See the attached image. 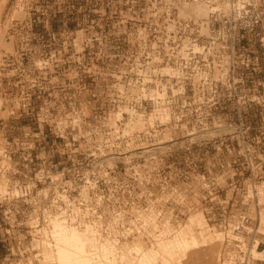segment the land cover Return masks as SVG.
<instances>
[{"label": "rangeland", "instance_id": "1", "mask_svg": "<svg viewBox=\"0 0 264 264\" xmlns=\"http://www.w3.org/2000/svg\"><path fill=\"white\" fill-rule=\"evenodd\" d=\"M174 1L0 0V264H57L46 255L55 252L49 222L58 213L47 218V226L40 217L33 228L30 194L3 200L15 181L29 182L41 167L50 170L52 181L39 183L32 194L42 189L57 196L55 212L62 208L65 185L84 182L68 170L73 162L82 164L92 182L100 162L121 159L111 158L115 153L137 154L161 141V150L184 146L188 142L179 141L205 132L206 119L210 129L219 121L229 127L233 137L227 144L240 151V162L250 157L261 163L255 180L263 225L264 43L249 42L236 55L229 82L245 90L226 91L219 104L197 105L170 53L195 37L197 15L190 5H199ZM252 95L258 102H251ZM249 175L243 170V178ZM209 234L211 244L187 252L183 264H215L222 232L210 227ZM137 244L157 252L156 245Z\"/></svg>", "mask_w": 264, "mask_h": 264}, {"label": "built area", "instance_id": "2", "mask_svg": "<svg viewBox=\"0 0 264 264\" xmlns=\"http://www.w3.org/2000/svg\"><path fill=\"white\" fill-rule=\"evenodd\" d=\"M184 1L204 4L207 16L193 20L195 37L182 42L170 56L178 59V72L188 81L193 102L219 104L224 102L226 91L245 90L244 85L229 82L228 75L238 64L236 55L244 54L249 42L264 43V0L173 3ZM188 23L179 22L181 26ZM202 29L206 33L201 34ZM200 37L202 42H198ZM257 98L252 95L250 100L255 103ZM11 99L5 97L6 101ZM207 122L203 124L204 133L216 131L184 146L153 148L157 150L138 151L135 157L114 163L100 162V171L92 182L85 177L82 164L73 162L68 170L84 182L65 185L62 208L55 212H63L74 226L91 224L99 249L111 250L115 264H127V259L131 260L129 264H137L136 253H125L124 257L126 248L136 243L154 247L165 238L166 226L177 229L194 213H201L209 227L222 232L215 264H264L251 253L256 238L260 240L257 247L264 250V223L262 226L255 180L262 165L250 157L240 162V151L227 144L233 137L229 127L219 121L210 129ZM243 170H249L251 177L243 178ZM47 180L52 181L50 170L41 167L29 182L15 181L3 197L7 203L31 195L35 205L33 228L39 227L40 217L47 222V216L55 213L54 201L59 200L42 189L32 194L36 185ZM70 187L75 194L68 192Z\"/></svg>", "mask_w": 264, "mask_h": 264}, {"label": "bare ground", "instance_id": "3", "mask_svg": "<svg viewBox=\"0 0 264 264\" xmlns=\"http://www.w3.org/2000/svg\"><path fill=\"white\" fill-rule=\"evenodd\" d=\"M195 3V2H192ZM200 6H191V11L197 16L193 15L194 18H205L207 16V7L202 3H196ZM204 5V6H203ZM204 9L202 10L201 9ZM191 15L192 14H187ZM201 19V18H199ZM188 41V40H184ZM189 42V41H188ZM167 71V68H166ZM169 71V70H168ZM160 95V94H159ZM216 130H209L206 133H214ZM206 133L199 135H191L187 140L179 141V144H184L185 142L192 143L198 138L202 137ZM165 142L161 141L158 146H144L143 151L148 152L153 148H165ZM178 144V143H177ZM178 144V145H179ZM152 147L151 149H148ZM139 149V148H137ZM131 153V152H130ZM123 152L115 153L116 155L111 158H132L136 156V153ZM125 154L122 157H116L118 155ZM129 154V155H128ZM104 161V160H103ZM115 162V161H114ZM110 163V162H109ZM4 192L3 186H0V193ZM58 215L53 216L50 214L47 216L52 217L49 226L51 225L50 235L53 238L54 244V254H47L46 257H54L57 264H114V256L111 250L106 247H101L99 249L97 239L94 237L95 230L94 227L85 223L82 226H74L72 222H69L64 216L63 212H55ZM62 217L60 218L59 217ZM261 218V217H260ZM262 225V223H261ZM263 226V225H262ZM170 225L165 227V238L159 240L156 244L157 252H144L143 248L137 244L133 246L134 253H136L139 258L136 262L139 264H158L160 260H163L162 264H183L182 261L185 259L187 252L190 250L206 246L213 241V237L209 234L210 227L205 223L204 218L201 213H194L190 215L185 224L177 229L169 228ZM79 228H84L83 231L78 230ZM261 231L263 233L264 230ZM91 234V235H90ZM257 238L254 240L253 246L251 248V253L254 258L263 260L261 258L264 254V250H260L257 246L259 244ZM264 242V241H263ZM49 247L50 244H47ZM256 255H261L257 257ZM161 262V261H160ZM137 263V264H138Z\"/></svg>", "mask_w": 264, "mask_h": 264}]
</instances>
